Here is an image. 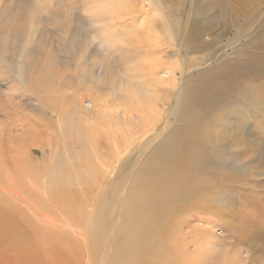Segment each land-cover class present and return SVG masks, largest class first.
<instances>
[{"label":"rangeland","instance_id":"rangeland-1","mask_svg":"<svg viewBox=\"0 0 264 264\" xmlns=\"http://www.w3.org/2000/svg\"><path fill=\"white\" fill-rule=\"evenodd\" d=\"M108 3L119 4L123 11L129 7L130 11L127 9L118 15L119 8L115 7L114 11L108 12ZM159 20H165L173 27L181 47V52L172 54L170 58L172 63L178 62L176 66L179 68L175 87L172 86L177 97L169 99V107L176 111V117H171L169 131L181 133V127L189 125L187 119H181L187 99L214 95L218 98L215 100H219L220 96L213 91L216 88L220 89L224 99L229 100L224 106L225 111L219 104L213 109L193 105V108L204 112L205 115L199 116L202 118L206 117L207 110L213 111L210 115L212 121L207 117L206 123L201 125L202 131L206 127V130L213 128L211 123L218 118L217 106L221 108L219 112L222 116L229 110L231 114H227V117L233 118L242 116V112L237 110L244 111L243 102L261 99L260 107L253 110L247 119L243 117L233 122H238L237 127L225 129L227 133L221 137L222 145L216 149L215 155L210 153L206 162L201 161L199 166L207 168L203 171L205 174L199 169L197 172L190 169L198 175L199 182L208 183L207 189L210 186L213 188L207 190V199L204 198L211 202V206L208 209L204 206L200 208L199 203L188 212H179L172 217L175 222L171 221L172 224L168 226L160 224L166 220L161 216L157 221V230L161 228L165 231L163 228H166L163 233L167 245L163 251L165 264H168L169 255L173 257L171 248L176 246L175 237L181 240L182 246L178 251L180 247L183 249L185 246V251L189 248V252H193L190 255L193 259L198 257L194 253L196 250L211 247V252H203L201 256L206 258L207 254L211 257L215 249L216 259L231 260L234 254L242 258L252 251L257 257L253 264H264V0H0V131L11 132V135L4 132L0 135V146L22 144L27 153L33 144L40 143L45 152L34 149L33 159L29 157L30 162L27 160V163L33 165L44 160L43 169H46L40 168L38 174H46L43 177L45 197L49 193L47 184L52 191H78L74 201L64 203L69 204L72 210L64 209L61 205V211L55 214L64 218L65 213L74 215L76 222H82V226L93 233L90 237L104 236L105 233L101 235L95 232L104 225L105 217L114 212L110 197L116 190L122 200L138 175L136 169L151 153L145 149L151 151L154 143L141 153H135V157L125 159L124 170L111 188H100L97 186L98 179L103 172H80L90 166L89 160L94 161L88 156L93 154L91 147L95 141L91 142L87 136H80L79 139L75 125L81 119L82 131L92 134V120L98 119L90 108V98L99 92L109 99L120 95L123 101H130L131 98L127 96L135 92V84L147 77L141 75L139 70H128L127 67L134 62L123 58L120 50H115L116 46L127 41L125 35H131L133 31L137 32V37L133 39L144 40L148 32L144 34L139 29L152 28ZM135 40L132 41L135 43ZM127 45L134 47L135 44ZM172 50L176 48L172 47ZM182 59L186 60L183 64ZM105 74H110L111 78ZM92 75L95 78L103 77V83L98 86ZM161 76L167 77V74L163 72ZM148 83L145 82L147 89ZM180 94L183 99H179ZM79 96L84 98L88 108H85L81 118L75 109ZM158 96L162 97L161 94ZM167 116L168 111L164 110L158 129L162 128ZM153 117L147 116L144 119L146 124L150 125ZM226 118L223 116V120ZM59 120L64 129L59 126ZM21 124H24L23 130L16 132L14 128H19ZM125 125L132 126L127 121ZM167 133L162 137H166ZM9 154L16 158L21 156L15 147ZM23 155L26 158L29 156ZM188 165L179 163V167L175 166L178 171L184 172ZM16 171L23 170L20 168ZM78 173H81L79 177L76 176ZM113 175L114 179L118 177L116 170ZM232 177L237 179L235 184L230 180ZM84 190L88 191L84 193ZM215 197L222 198V203L213 201ZM108 220L110 223H120L122 218L113 216ZM91 228H94L93 231H90ZM67 236L74 243L64 240L67 247H63L60 258L47 264H88L86 246H82L85 249L82 250L77 245L78 239L74 233L68 232ZM102 241L98 243L103 247L105 241ZM71 247L77 250H71ZM82 253L84 256L79 259ZM105 255L104 247L99 249L92 263H104ZM4 257L6 260L0 259V264H21L14 255L11 259L7 255ZM44 258L49 260L47 256ZM108 261L111 263L110 258Z\"/></svg>","mask_w":264,"mask_h":264},{"label":"bare ground","instance_id":"bare-ground-1","mask_svg":"<svg viewBox=\"0 0 264 264\" xmlns=\"http://www.w3.org/2000/svg\"><path fill=\"white\" fill-rule=\"evenodd\" d=\"M115 7L119 8V11H117L119 12L118 15L123 12L125 13L127 9L128 12L130 11L129 7L123 11V7H120L117 3H108L106 11H114L113 9ZM102 8L104 10L105 5ZM151 25H153V23ZM140 30L142 32L144 31V34L148 32L144 40L138 38L136 40L133 39V37L137 35V32L133 31V33L131 32L133 34H131L132 36L130 34L125 35L127 41L117 45V49L115 50H120L123 58L134 62L127 67L128 70H139L141 75H144L147 79L143 81L138 80V82L142 81L139 82L138 85L134 83L135 92L127 96V98H131L129 99L130 101H123L124 99H121L122 96L120 95L109 99L104 97L100 92L90 98V103L92 104L90 108H92V111H95V114L94 112L93 114L97 117L98 121L100 120L99 122L95 118L92 120V134H85L82 131L83 125L80 124L82 122L81 119L80 122H76L77 125H75V130L78 129L77 135L79 139L80 136H87L90 137V140H92L91 142L95 141L92 143L94 146L91 147L93 154L90 156H88L89 154L87 155L93 158L94 161L89 160L88 164L90 166L87 169L83 168L80 172L85 171L82 174H91L94 170L103 172L101 174L102 178L99 176L100 178L98 179L97 186L100 188L106 186L111 188L115 181H117L116 179H119L121 176L122 170H124V166L126 165L125 159H128L127 157H135V153H141L149 144L154 143L151 151L145 149L146 152L151 153H149L145 162L140 160L142 162L140 163L139 169H136L138 175L135 180L131 182L122 200L121 195L117 194L116 190L113 196L110 197L114 212L113 214H108V217H105L107 220L103 221L104 225H101L95 232L101 233V235L105 233L104 236H102L103 238L101 236L98 238L90 237V234L93 233H89V230L82 226V222H76L74 215L65 213L66 216L64 218L55 214L56 211H61V205L64 209H69L71 211V206L64 203H71L74 201L78 191L76 189L64 192L58 189L52 191L47 184L46 190L49 193L47 197H45L43 177L46 174H38L40 168L42 170L46 169L45 167L43 169L44 160L41 159L39 162L37 161V164L33 165L27 163V160L30 162L29 157L33 159L32 155L34 149H41V151H44L40 143L33 144V146H31L32 148H29L27 153L24 151L25 149L22 144L20 146L16 143L11 144V147L0 146V259L2 261L6 260L4 255H7L10 259L14 255L17 258L16 261L21 264H47L56 262L58 257L60 258V253L63 252V247L66 246L64 240L74 243V240L67 236L68 232H72L78 239L77 245L81 246L82 250H85L82 246H86V260L88 264H93V257L96 258L98 250L103 247L106 255L104 263L102 262V264H165L163 251L167 245L163 233L166 231V228L162 227L165 231L161 228L157 230V226L159 225L157 221L160 220V216L166 219L160 224L168 226V224H172V217H176L179 212H188L190 208L199 203H201L200 208L204 206L208 209L211 206L210 201L204 200L207 195V190L211 186L207 189L206 187L209 186L207 185L208 183L199 182L198 175L194 174L192 171L199 169L204 173L203 171L207 168L203 167L202 169L203 165L199 166V164L201 161L206 162L210 153L215 155L216 149L222 145L220 144L222 140L221 137L227 133L225 129L237 127L238 122L236 124H233V122L243 119V117L247 119L248 116L252 114L253 110L260 107L259 101L261 99L255 101H247L248 99H246L245 101L247 102H243L245 106L244 111L242 109H240L241 111L237 110L239 113L242 112V116L237 115L238 117L233 118L227 117V114H231V111H226L227 113L225 112L223 116L230 119V122L227 118L223 120V116L219 112L222 110L225 111L226 108H224V106H226L229 100L227 101L224 99L221 96L220 89L216 88L213 91L218 93L220 96L219 100H215L218 98L214 95H202L190 100L187 99L185 107L181 111L182 118H180L182 120L187 119L189 125L181 127V133L169 131V126H172L170 125L172 124L171 117H176L175 109L172 106L169 107L171 102L169 99L177 97L174 92V81L177 79V68H179L177 67L178 65L176 66L178 62L174 64L171 62L170 58L172 54L178 55V53L181 52V47L177 43L173 27L165 20H159L152 28L150 26L148 29L144 28L142 30L140 28L139 31ZM138 37L140 38V35H138ZM132 40H135V43ZM203 43L204 42L201 44ZM127 44L135 45L134 47H129ZM172 47L176 48V50H172ZM182 61L181 64L185 63L186 60L184 61V59H182ZM163 72L167 74V77L161 76ZM109 75L106 76L105 74L106 77L111 78V75ZM92 77L98 86L103 83V79H101L103 77L95 78L93 75ZM148 81L149 87L147 89L145 82ZM159 94H161L162 97H159ZM156 97H158V100H155ZM181 98L183 99L180 94L179 99ZM136 101H138L137 105H135ZM144 101L145 104H143ZM177 102L180 101L177 100ZM85 103L84 98L79 96L75 109H77L76 112L80 118L83 117L82 115L86 111L85 108L87 107ZM194 104H198L205 109L212 108L218 104L221 106L222 110L217 106L218 118L215 122L211 123L213 127H211V130H206V127L205 130L202 131L201 125L206 123L207 117L210 122L212 121L210 115L213 111L207 110L206 117H199L205 114L201 109L193 108ZM142 107H144L143 111ZM240 107H242L241 104ZM163 109L168 111V116L166 120H164L161 130L158 129L160 126L158 128L157 126L163 118ZM158 112L160 113L158 114ZM147 116H154L150 125L146 124L144 121ZM126 121L129 122L130 125L132 124V126L125 125ZM58 122L59 126L64 129L62 121L59 120ZM197 123L199 125H197ZM23 126L24 124H21L19 128L14 129L16 132H20L23 130ZM165 130L166 132L164 133ZM8 131L9 130L5 132L4 130L0 131V135L4 133L11 135V132ZM234 131L235 129H233L231 133L233 134ZM187 132H191L189 133L190 135H188ZM166 133V137L163 138L162 136ZM201 133H204V135L202 136ZM207 138L209 139L207 140ZM13 147H15L18 153H21L19 158L15 156L12 157L9 154ZM201 147H203V149ZM23 154L29 156L26 158V155ZM43 156L45 158V153ZM106 157H109V159L103 160ZM101 160L104 162L98 163ZM179 163H184L185 165L189 164L188 168L184 170V172L178 171L176 166H178ZM20 168H22L23 171L17 172L16 170ZM190 169H192V171ZM114 170H116L118 174V177H115V179L113 175ZM24 174L28 177H25ZM79 174L81 173L76 174V176L78 175L77 177H79ZM230 180L234 184L237 182L235 177L230 178ZM212 186L214 187V184ZM114 189H116V187H114ZM212 189L211 187V190ZM85 191L88 190H84V193ZM68 192L69 194H67ZM217 200L222 203V198H213V201ZM118 206L119 209H116ZM73 209L75 208L73 207ZM113 216L121 217L122 221L120 223H110L108 219ZM93 229L94 228H91L90 231H93ZM174 239L176 246L171 248L173 257H171V255L168 256V264H206L207 261H209L210 264H253L254 260L257 259L252 251L248 252L247 256L242 258L234 254L231 260L216 259L214 256L216 254V252H214L215 249L211 257H208L207 254H205L206 258L202 257L201 254L203 252L212 251L211 247L206 250H196L194 253H196L198 257L193 259L192 256H190L193 252H189V248L185 251V246L183 249L180 247L181 250L178 251L179 246H182L180 243L181 240L177 237ZM99 240H103V243L105 241L103 247L100 246L99 243L101 242H99ZM182 242L184 243V240ZM80 243L82 244L80 245ZM71 250L76 251L77 249L71 247ZM43 255H46L49 260L45 259L44 257L46 256ZM79 255V259H81L84 253ZM108 258L111 259V263H109ZM217 261H219V263Z\"/></svg>","mask_w":264,"mask_h":264}]
</instances>
